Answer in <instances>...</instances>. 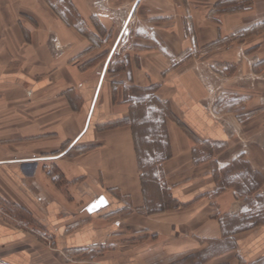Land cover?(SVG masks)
I'll return each instance as SVG.
<instances>
[{
	"label": "crops",
	"instance_id": "1",
	"mask_svg": "<svg viewBox=\"0 0 264 264\" xmlns=\"http://www.w3.org/2000/svg\"><path fill=\"white\" fill-rule=\"evenodd\" d=\"M72 1L81 17L93 18L98 0ZM137 1L127 26L132 25V44L116 62L125 66L108 76L113 54L97 79L68 67L73 80L69 76L52 84L67 86L68 98H76L73 81L79 96L90 99L86 113L72 118V127V115L65 118L61 109L36 113L42 120L37 130L33 106L23 105L35 94L24 93L33 78L16 72L18 55L32 63L35 45L34 28L19 29L18 4L35 0H0V264H241L263 259L264 226L229 236L211 204V184L203 179L206 163L196 162L195 140L185 130L219 145L232 134L202 103L193 72L178 59L231 35L243 19L257 20L262 12L257 5L264 0L228 18L211 12L227 0ZM81 20L64 29L60 40L83 51ZM49 34L39 35L51 55ZM60 40L54 44L59 52ZM144 96L173 113L165 162L170 204L161 199L163 187L155 197L156 190L145 186L141 170L137 127L146 125V118H139ZM101 117L115 125L95 130ZM36 132L44 139L54 137V143L35 144Z\"/></svg>",
	"mask_w": 264,
	"mask_h": 264
},
{
	"label": "rangeland",
	"instance_id": "2",
	"mask_svg": "<svg viewBox=\"0 0 264 264\" xmlns=\"http://www.w3.org/2000/svg\"><path fill=\"white\" fill-rule=\"evenodd\" d=\"M135 1L98 0L90 14L93 18L87 16L86 19L80 16L82 12L72 0L60 3L56 0H51L50 3L35 0L31 4H18L19 29L25 25L34 28L33 62L29 63L18 55L16 72L21 74L18 77L24 78V75L33 78L25 84L24 93L31 90L35 94L30 100L24 101L23 105L27 103L28 106H33L37 130L41 128L42 120L36 113L61 109L65 118L72 115L71 124H68L71 127L74 125L72 118L86 113L90 99L79 96V87L73 81V91H78L76 98H68L67 86L57 83L53 85V82L63 81V78L69 76L73 80L68 67H77L81 73L84 72L83 75L89 74L97 79L125 29L128 14ZM256 5L255 0H227L211 7V12L215 16L225 15L228 18L236 13L245 14ZM257 7L258 11H262L257 20L247 18L244 22L243 19L242 26L231 35L202 50L194 48L188 55L178 59L182 60L180 64L188 66L186 71L193 72L197 89L202 93V103L211 111L214 119L232 134L227 144L219 145L209 144L213 142L205 141L190 130H185L195 140L196 162L204 160L206 163L203 169L206 170V177L203 179L211 184V204L217 208L225 233L229 236H243L264 226V2ZM100 15H107L110 19L98 20L96 17ZM80 18L83 32L79 35L83 40L82 46H86L83 51L60 40L61 32L72 29L74 24L80 22ZM131 28L132 25L126 28L122 36L123 42L114 52L108 76L111 71H119L125 66L116 62L124 59L132 44ZM43 31L50 33L48 50L51 55H48L46 46L42 47L40 44L39 34ZM18 37L21 38L20 33ZM57 40L62 43L63 51L55 50ZM88 40H93V44ZM53 52H57L59 62L52 57ZM64 53L68 54L63 57ZM24 65H28L27 70ZM144 97L140 104L141 107L144 104V111L139 113V118H146V125L137 127L141 170L145 186L151 191L156 190L155 197L159 196L157 188L163 187L164 195H160L161 199L163 198L164 204H170L167 190L170 168L165 162L170 156L168 120L173 118V113L170 106L158 105L149 96ZM62 113L58 120L63 117ZM58 120L51 121V131ZM105 121L107 119L103 118L97 127L93 126L95 130L115 125ZM71 127L67 126V133ZM54 140L52 136L44 139L41 132L35 133V144L42 141L54 143ZM71 142L72 140L68 143ZM229 246L231 244H227L226 249ZM236 253L239 258H244L238 250ZM241 264H264V257L252 263L243 260Z\"/></svg>",
	"mask_w": 264,
	"mask_h": 264
},
{
	"label": "water",
	"instance_id": "3",
	"mask_svg": "<svg viewBox=\"0 0 264 264\" xmlns=\"http://www.w3.org/2000/svg\"><path fill=\"white\" fill-rule=\"evenodd\" d=\"M138 4H139V1H137V3L135 4V6H134V8H133V10H132V12H131V14H130V17H129L127 23H126L125 29H124V31H123L121 37L119 38V40H118V42H117V44H116V46H115V48H114V50H113V52H112V55L114 54L115 50L117 49V47H118V45H119V43H120V41H121V38H122L123 34L125 33V30H126L128 24H129V22L131 21V19H132V17H133V14H134V12H135V10H136ZM112 55H111V56H112Z\"/></svg>",
	"mask_w": 264,
	"mask_h": 264
}]
</instances>
